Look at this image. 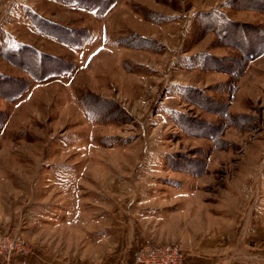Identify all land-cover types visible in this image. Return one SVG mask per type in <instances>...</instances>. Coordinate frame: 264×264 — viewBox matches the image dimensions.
<instances>
[{
  "label": "rangeland",
  "instance_id": "rangeland-1",
  "mask_svg": "<svg viewBox=\"0 0 264 264\" xmlns=\"http://www.w3.org/2000/svg\"><path fill=\"white\" fill-rule=\"evenodd\" d=\"M70 1L0 0L1 47L46 54L30 65L39 76L57 69L50 56L73 63L36 79L0 55V232L25 239V264L111 257L142 222L149 242L181 248L179 264H264V52L231 94L210 67L239 52L194 37L200 12L264 28V10L116 0L99 17ZM35 15L88 39L62 43Z\"/></svg>",
  "mask_w": 264,
  "mask_h": 264
},
{
  "label": "trees",
  "instance_id": "trees-1",
  "mask_svg": "<svg viewBox=\"0 0 264 264\" xmlns=\"http://www.w3.org/2000/svg\"><path fill=\"white\" fill-rule=\"evenodd\" d=\"M115 1L116 0H71L70 3L88 10H94L97 16L102 17L106 14V12L110 9L111 5ZM254 2V5H250L251 3L246 4L247 2H245L244 4H242V6H240V8L264 10V2L262 0H255ZM194 21L195 25H197L196 30H194V37L196 41L202 38L206 33L212 31L216 35V40L214 43L217 46L232 47L237 49V51L239 52V56L230 59L227 63L219 64L218 62H216L217 64H214V66L210 67L211 70H217L229 74L230 83L228 85V88L231 93V89L235 87L233 83L236 77L243 74L247 63L264 52V28L257 27L252 24H240L236 21L234 22L232 19L226 17L224 13L219 12H200L197 14V17ZM31 22L39 30L43 31L46 34H50L62 43L79 46L83 45L88 39L89 33L87 34L84 29L67 28L38 15L31 17ZM245 27L251 28L252 31L250 30V35L248 36V34L244 32L245 37L243 36L242 38L240 36V38H237V33L241 29H245ZM127 44L130 46L139 47V45H135L132 42ZM37 54L39 56L41 55L40 58L46 56V54L44 55L43 53H39L35 48L26 44L15 46V48L0 46V55L3 58L8 59L10 62L25 70L27 73L32 75L33 78L36 79H42L49 73H52L54 71L58 73L68 71L71 67H73V63L71 61L66 62L60 57L48 55L50 56V59H52V61L58 60V63H55V65H58L57 69L54 71L46 72L44 75L39 76L35 73V71L32 70V67L30 66L34 61L36 62L38 60ZM202 56L203 55H200L198 56V58L199 61L204 63L205 57ZM29 58H32V60ZM198 65L200 68H204V66L200 63H197L195 65L193 64L190 67L199 68ZM210 68L206 67V70H210ZM0 77H5L7 79L9 78L8 76H4L1 74ZM15 81H20V79L15 78ZM23 82L24 85L22 88L27 87L28 81L25 80ZM12 87L17 89L18 86ZM231 94H233V92ZM212 111L223 114V112H220L219 107L212 109Z\"/></svg>",
  "mask_w": 264,
  "mask_h": 264
},
{
  "label": "built area",
  "instance_id": "built-area-1",
  "mask_svg": "<svg viewBox=\"0 0 264 264\" xmlns=\"http://www.w3.org/2000/svg\"><path fill=\"white\" fill-rule=\"evenodd\" d=\"M28 253L29 247L21 235L0 232V264H11L15 254L20 256L21 264H25ZM182 257L176 243L156 245L146 241L135 251L133 264H179Z\"/></svg>",
  "mask_w": 264,
  "mask_h": 264
},
{
  "label": "crops",
  "instance_id": "crops-1",
  "mask_svg": "<svg viewBox=\"0 0 264 264\" xmlns=\"http://www.w3.org/2000/svg\"><path fill=\"white\" fill-rule=\"evenodd\" d=\"M146 226L147 225L142 222L140 224V228L135 229V233L133 234L134 236L130 237V239L135 238V241H136L135 244L130 242L128 247H124L125 249L123 250H121V246H120L119 248H117L115 251L111 253V257H110V252L106 251L104 253L101 252V256H99V258L95 261L84 259V261H82L84 263L79 262L75 264H133L134 254H135V251L137 250L136 247L148 241L149 238L153 239L152 234L146 231Z\"/></svg>",
  "mask_w": 264,
  "mask_h": 264
}]
</instances>
